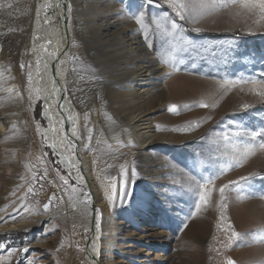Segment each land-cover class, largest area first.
I'll return each instance as SVG.
<instances>
[{
  "label": "rangeland",
  "instance_id": "obj_1",
  "mask_svg": "<svg viewBox=\"0 0 264 264\" xmlns=\"http://www.w3.org/2000/svg\"><path fill=\"white\" fill-rule=\"evenodd\" d=\"M67 2L59 90L71 114L55 105L54 117L77 131L61 161L40 133L27 52L38 2L0 0V264H88L91 204L96 264H251L264 253V137L252 136L264 132V13L239 0ZM145 54L152 74L134 68ZM205 186L213 222L191 233ZM74 189L88 211L61 214ZM230 202L256 211V230L236 232Z\"/></svg>",
  "mask_w": 264,
  "mask_h": 264
},
{
  "label": "bare ground",
  "instance_id": "obj_2",
  "mask_svg": "<svg viewBox=\"0 0 264 264\" xmlns=\"http://www.w3.org/2000/svg\"><path fill=\"white\" fill-rule=\"evenodd\" d=\"M37 2L38 6L34 11L29 29L30 41L27 52L30 56L32 76L37 88L36 100L43 101L44 118L48 123L47 132L41 130L40 133L46 134V144L50 145L51 149L58 155L61 161H63L67 155L65 147L71 145V142L73 143L77 131L76 126L69 128L67 131L68 123L72 121L71 115L64 117L61 121L54 117L56 113L55 105H57L59 110L62 105L65 111L71 114L69 103L63 101L61 90H59V85L63 82L66 66H69L68 46H66L67 48L65 47L68 33L66 32L68 25L65 13L67 8L71 6L67 0H37ZM52 20L55 21V25L52 23ZM134 60L136 61L134 68H137V72L140 71L141 74H152L154 72L155 61L148 58L147 54L136 57ZM58 62H61L62 72L60 68H57ZM126 81L128 85H130L131 78L130 80L126 79ZM61 114H63L62 111ZM137 118V116L132 117L130 121L135 122V125L139 122V120H136ZM67 158L66 160L68 162L63 165L71 169L78 162L77 157L68 156ZM77 184L82 186V188L87 187V184L82 180H78ZM72 194L71 200L61 208V214H81L87 212L86 201L81 197L79 190L74 189ZM93 200V196L89 198L90 202H93ZM235 204L236 202L229 203L231 206L228 208V211H226L225 217L230 218L229 223L234 226L236 232L238 233V231L246 228H253L256 230V220L258 218L255 213L256 211H241L239 208L233 209L232 206ZM210 218L213 217H209L202 207L193 217L189 226V232H207L209 222H213ZM92 221L88 224L90 231ZM98 239L99 234L95 231V234H93L89 240L90 243L88 244V248L84 249L85 259L88 264H96L97 252L93 251L92 247L93 245L95 246ZM255 248L257 249L258 247ZM233 257L234 255L229 258L231 259ZM247 261L251 264H264V253L249 256L247 257Z\"/></svg>",
  "mask_w": 264,
  "mask_h": 264
},
{
  "label": "snow or ice",
  "instance_id": "obj_3",
  "mask_svg": "<svg viewBox=\"0 0 264 264\" xmlns=\"http://www.w3.org/2000/svg\"><path fill=\"white\" fill-rule=\"evenodd\" d=\"M150 2H152V0H150ZM232 2L235 4L237 2V0H232ZM239 6L243 9H246L248 11H253L255 9H259V11L261 13H264V0H239ZM178 16H180V19H183L184 17L182 15H180V13L178 12L177 13ZM137 23L138 24H141L142 25V21L140 19H137ZM172 29L175 30L177 28V24L175 22L172 23L171 25ZM145 38L147 39V36H145ZM149 47H151V45H149ZM21 67L23 68L24 65H21ZM31 79V76H29V80ZM252 83H256L255 81H252ZM260 95H264V92H261L259 93ZM203 106V105H202ZM169 111L170 112H175L176 111V107L175 106H171L169 108ZM252 136L253 137H258V136H261V137H264V132H253L252 133ZM259 147L264 150V141H262L260 144H259ZM123 175L127 176V172L123 173ZM131 175L134 177L136 175L135 173V169L133 168L132 169V173ZM213 181L212 180H209L207 183H212ZM234 184H238L239 182H233ZM229 188L228 185H225L224 187H221L219 189V192H220V199L221 201L224 200V194H225V191L226 189ZM129 196V193L127 191H123L122 192V198H127ZM208 197H209V193L208 191L206 190V186L205 187H202L201 188V191H200V195H199V202L196 203L195 205V210L197 212H199L201 210V208L207 203V200H208ZM261 198H264V194H262ZM112 199V198H110ZM223 206V205H221ZM49 207V205H46L45 206V210H47ZM98 227V225H97ZM232 237L233 238H237V234L235 232L232 233ZM5 245L4 244H0V249L4 248ZM23 251L27 252L28 249L25 248ZM11 254V253H9ZM227 264H234V262L232 260H228L227 261Z\"/></svg>",
  "mask_w": 264,
  "mask_h": 264
},
{
  "label": "water",
  "instance_id": "obj_4",
  "mask_svg": "<svg viewBox=\"0 0 264 264\" xmlns=\"http://www.w3.org/2000/svg\"><path fill=\"white\" fill-rule=\"evenodd\" d=\"M66 32H67V28H66ZM91 207H92V211H93V212H92V218H93V221H92L91 233H90L89 237H88L87 240H86V246H85L86 249H87L88 246H89L88 244L90 243L89 240H90L91 236H92L93 234H95V223H94V220H95V212H94L95 207H94L93 204L91 205Z\"/></svg>",
  "mask_w": 264,
  "mask_h": 264
}]
</instances>
